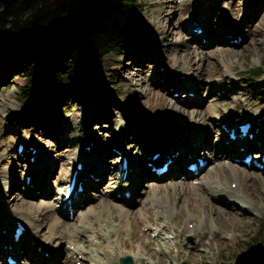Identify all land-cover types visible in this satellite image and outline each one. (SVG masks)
I'll return each mask as SVG.
<instances>
[{"label":"rangeland","instance_id":"374dc122","mask_svg":"<svg viewBox=\"0 0 264 264\" xmlns=\"http://www.w3.org/2000/svg\"><path fill=\"white\" fill-rule=\"evenodd\" d=\"M171 1L175 5L176 10L180 11L179 16L172 17V26L183 23L184 27L193 18L200 19L201 17L204 20L206 17L212 16L213 20L222 24V26L236 29L239 25L242 26V21H240L242 16L246 12L253 11V15L249 16L247 22L250 21L255 26V42L249 43L248 34L242 32V28L240 27L241 35L245 36L243 42L235 45L219 40V37H217V42H212L202 47L203 50L210 51L218 45L229 48L235 53L225 56L215 54L210 59L198 61V63L193 65L195 70L198 67L203 70L221 69L226 73L227 80L230 81L229 83L225 84L223 76L220 78L223 79V82L219 87L217 84L219 83L217 81L218 78L214 77L212 80L206 79L203 84H199L197 89H194L192 87V75L188 76L180 72V74L178 73L180 79H178V76H174L177 74L174 72L175 69L178 72L182 69L180 62L174 60L172 65H168L164 58L169 54L171 57H175L172 54V48L177 45L176 43L175 45L171 44L177 41V38L175 37L174 40H170L168 34L169 27L171 26H169L167 21L162 23L158 21L159 10L162 6L160 0H137L141 5V15L144 18V25L146 26L145 31L134 36L135 38L132 37L127 43L125 51L111 52L105 55L97 75L87 78L84 84H80L79 88H75L67 93L56 92L54 97L45 102H39L33 96L28 97L29 103H26L27 97L23 100L22 93L27 91L28 79L22 74V71L18 70L19 66H15L16 53L13 54L14 50L9 49L5 55L0 56V183H6L8 186L6 193H0V218L2 220H9L5 217L10 211L18 213L22 211L31 212V210L35 211L39 207L45 206L39 210L44 209V211L55 214L59 220L72 224L70 233H76L77 229L83 228V225H87L89 229L85 233H77L73 239V244H70L68 239H62L56 234H52L49 239V250L44 248V246L40 248V252H44V255L47 256L49 254L52 256L51 250L53 249L54 251L59 247V253L55 257L59 256L60 264H63L65 260L72 259V254H68V252L73 251L74 247L82 249L83 253L80 260L73 261L72 264H122L120 261L121 257L127 255H130L133 259V263L131 264H153V260L139 247L138 243H136L138 247L134 251L130 247L122 245L120 236L126 242L131 243L133 231L129 221H122L123 215L121 213H119V220L114 221L110 215L111 210L95 207L98 202L96 196L99 194L107 195L111 189L116 188L114 187L116 184L109 182L108 177L107 180L100 181L101 183L97 188L88 186L89 191L84 195L86 197L80 205L74 208V215L70 218L66 215L61 216L55 213L53 206L56 203L57 189L54 187L53 182L44 185H39L38 182V178L42 175L47 179L50 178L51 168H53V174L57 176L64 171L66 172L67 169L71 170L75 164L74 161L81 156V153L86 148L85 144L91 136L102 145L99 146V150L94 147L96 151L94 161L97 163L104 160V164L115 167L123 155L124 151L122 149H127V156L139 160L141 152H136L135 146L137 142L132 139V135L128 133L122 136L118 131L125 125H129L128 129L133 127L141 132L146 131L149 125L153 126L157 124L156 118L159 116L154 113L155 111H153V108L147 102L150 94L146 93L147 83L144 80L139 81L137 89H127V82L124 78L137 73L138 68L147 63V61L136 62V55L131 54V46L135 40L141 39L148 42V46L155 51L158 60L156 59L153 69L146 73L145 76L148 78L149 85L168 98L170 104L174 106L173 110H170L171 107H169V110L168 108L164 109V113H166L164 115L170 116L174 121L173 123L179 122L180 124L187 122L191 124L190 122L193 121L191 120L192 116L184 115V112H182L184 109L202 110L208 107L207 110L211 111L210 108L213 110V107L220 103L225 114L217 119L212 117L209 121L215 120L217 127L222 130V121L226 115H229L237 123L236 120L244 121L247 118L252 120L257 115L264 113L263 108L260 112L254 113L246 105L249 102L254 105L264 102V76L253 83V80L250 78L251 75L248 74L250 70H264V2L258 5L260 0ZM232 7H241L242 12L235 15ZM227 16L230 17V20L226 18ZM193 26L194 31L199 30L198 26ZM183 27L182 38L189 40L191 35L184 32ZM207 38V36H204L203 41H206ZM200 39L190 41V43L196 45ZM177 48L179 47L177 46ZM125 66L129 68L128 71L123 69ZM168 77L169 79H166ZM157 79L162 80L163 84L158 83ZM166 80L169 81L166 82ZM96 90L99 91L101 96L98 98V102L100 103L101 101L103 104L101 107L103 113L97 107V98L93 96ZM138 92L142 94V102L137 98ZM190 93L192 96H189ZM46 110H49V120H51V123L58 126L56 131L48 133V135L44 133L41 125L37 123L41 122V118H38L39 114H45ZM207 115H210V112ZM34 116L35 118H33ZM187 127L188 125L184 126L185 129ZM199 130L201 131L200 128ZM257 131L258 129H255V132ZM86 132L88 136H86ZM151 135L147 133L142 138V141H140L141 143L138 147H144L147 138L151 137ZM101 138H104V143L108 147H103L105 144ZM44 139L46 142L50 141L51 147L48 144L46 145ZM151 140L153 141L154 139L151 138ZM21 141L26 144H33L36 141L41 142V148L35 161H30L28 155L24 154V151L22 154L17 153V145ZM209 141L211 142L209 151H214L215 149L219 151L222 140L218 139L213 133L210 135ZM47 147H49V151ZM219 154L221 160H229L232 164L245 167L242 163L235 161L233 155L229 157L230 155L227 156V154L222 152ZM56 156L59 157V162L52 166L56 161ZM5 158L8 159L7 162L4 161ZM207 159L205 167L195 175L178 176L176 179L182 181L189 179L209 187L216 186L217 182L201 178L214 163V160L210 159V157L208 158L207 156ZM42 165L43 167H40ZM25 168L33 171L37 187L34 186V183L30 187L27 183L25 185V175L27 173ZM248 169L264 175L263 171L256 168ZM231 173V178L227 185L235 186L238 176L234 171ZM170 179H172L170 176L159 179H146L130 201H123L122 197L115 199L112 195L111 197L109 196V199L114 204H118L123 208L137 211L140 207V201L145 197L146 190L152 187L150 183H161ZM14 182H17L16 186H13ZM225 185L226 182H223L219 186L225 187ZM50 186L51 188L53 187L51 193L44 195L39 193L41 189L47 190ZM28 188H31V191ZM34 188L37 190L35 191ZM4 194H6L5 197ZM16 195L28 200L31 205H13V199ZM236 197L243 203L250 202L251 211L243 212L236 203H227L226 209L231 211L230 209L233 207L238 214L241 224L245 228L242 229L240 226L235 230H224V235L226 236L223 239V249L220 252L216 248L215 252L207 250L203 254H200L202 252H198L195 256H192L197 250L196 248L194 251L196 238L188 230L192 229V225L197 220H200V215H195L193 212L187 210V207L184 216L178 215L166 192L159 193L157 196L154 193L151 194V199L164 210L159 215L161 218L159 224L153 225L150 223V220H142L139 230L141 233L146 234V239L159 238L155 234H158L159 230L165 225L170 227V229H163L162 237L174 236L175 233L171 229V226H175L177 231L186 230L181 238L176 239L178 247L171 245L172 250L169 261L172 264H243L239 261L240 254L245 256V259L248 261L247 264H262L263 250H260L261 248L259 247L257 248L254 243L258 233L264 230V202L260 203L259 210H257L250 201L252 199L247 194L240 192ZM50 202L52 206H49ZM223 202H225L224 199ZM101 209H104L105 221L103 225L105 228L101 231V235H99L94 228H100L99 216ZM80 211L84 213V221L77 218ZM128 216L129 218H133L134 214L131 213ZM39 223H42L37 228L39 233L48 240V236L51 233L49 232V221L45 220L43 222L41 220ZM210 226L212 229H221V226L215 222H210ZM155 229L157 231L152 232ZM4 230L6 229L4 228ZM28 234L29 237L24 240V245L27 248L29 256L34 244L32 238L33 232ZM103 234L107 235V237L102 236ZM108 236H114L113 242L110 241ZM97 242L102 243L104 248H96ZM184 244L186 245L182 251L181 246ZM199 249L200 251H204L201 247Z\"/></svg>","mask_w":264,"mask_h":264},{"label":"bare ground","instance_id":"6f19581e","mask_svg":"<svg viewBox=\"0 0 264 264\" xmlns=\"http://www.w3.org/2000/svg\"><path fill=\"white\" fill-rule=\"evenodd\" d=\"M161 2V8L159 10V23L166 22L169 24V34L168 38L170 40H174V38H177V41L173 42L171 45L177 46L172 48V54L175 55V57H171V55L165 56L164 60L166 61V64L172 65V62L178 61L180 62L181 70L178 72L176 69L174 70L175 73H177L174 76H178V79H180V72L182 74H187L188 76H193V84L192 87L194 89H197V86L199 84H203V82L206 79L212 80V78H218L217 83L219 87L222 85L223 79H220L224 76L225 78V84L229 83L230 81L227 80L226 73L221 69H212V70H203L199 67L196 68L193 66L195 63H198V61L201 60H208L213 55H232L235 53L234 51L230 50L229 48L222 47L216 45L212 50L205 51L202 49V47L212 43L217 42V37H219V40L227 41L229 43L233 44H239L244 41L245 36L241 35L240 33V27L242 28V32H246L249 37V43L255 42V26L250 21L247 22V19L249 16L253 15V11L246 12L240 21H242V26L239 25L236 29H230L222 26V24L215 22L213 20L212 16L206 17L204 20L200 17V19H191L186 26L183 27V23H178L175 26H172V17L179 16L180 11L176 10L175 5H173L171 0H160ZM264 0H260L258 2V5L263 3ZM228 3V2H227ZM232 9L235 11V15L240 14L242 12L241 7L235 8L232 7ZM182 11V10H181ZM198 20V26L202 25V31H194L193 28V21ZM192 26V27H191ZM182 27L184 29V32L189 33L191 35V38L189 40H185L182 38ZM201 28V26H199ZM203 36V37H202ZM204 36H207L208 38L206 41H203ZM241 36V37H239ZM137 38V37H136ZM189 38V37H188ZM201 38V39H200ZM239 41H235V39H239ZM200 41L193 45L190 43V41L198 40ZM131 54L136 55V62H143L147 61L146 64H144L142 67L138 68L137 73H134L130 75L129 77L124 78L127 82V89L133 90L137 89L139 85L140 80H144L147 83V90L146 93L150 94L148 97V103L151 108H153L154 113L157 114L156 120L157 124L153 126H148V130L146 131H139L138 129H135L133 127H129V125H125L120 129L118 132L123 136L125 134L132 135V139L137 142V145L135 146L136 152L140 153L139 160H136L135 158H130V160H135L134 163L129 160V176L132 175L131 180H127L125 183L123 180H118L117 175L119 174L120 170H117V166L112 167L109 165H106L101 162L94 161V155L96 154V151L94 150V147L99 150V146H102L99 141H95V138L92 136L89 137L87 143L85 145L89 144V141H93V145L90 152L87 150H84L82 152V155L80 158L76 159L74 161L75 164L82 158H84L85 166L82 170L78 171L77 173V182H82L84 188V193L88 189V186H93L94 188L99 187L100 181L107 180V177L109 178V182H112L114 184H117L116 188H113L110 190L109 194L103 195L99 194L96 196L98 198V202L96 204V208L102 207L107 208L108 210H111L110 215L112 220L117 221L119 220V213L123 215L122 221H129L130 226L132 228V241L126 242L123 240V238L120 236V240L123 246L130 247L131 250H135L138 246L136 243L139 244V247L145 251L150 259L153 260V264H172L169 261V258L171 256V245H174V247H178V244L176 242V239L181 238L185 231H177L175 226H171V229L174 231V236H167L162 237L163 229H170L167 225H165L162 229L159 230L158 237L159 238H148L146 239V234L141 233L139 228L141 225L142 220H150V223L153 225L159 224L161 218L159 217L161 212L164 210L161 209L160 205L155 203L151 199V194L154 193L156 196L159 193L166 192L167 197L172 203L174 209H176L178 215L184 216L186 214V207L187 210L193 212L195 215H200V220L196 221L192 229L188 230L190 233L194 234V238H196V243L194 245V251L197 250L192 254V256H195L198 252H202L200 254L205 253L207 250H212L215 252L216 248L218 249V252L223 249V243H224V230H235L238 227H244V225L241 224L237 212L233 209V207L230 209L231 211H228L227 203H242L246 206V212L251 211L250 202L243 203L239 199H237V195L242 192L244 194H247L250 196L252 200H250L254 207L259 210V206L261 202H264V175L261 173L254 172L252 170H249L248 168H256L253 163H251L250 166L246 165L244 161L242 160V157L244 154H248L251 151L262 150L263 147L259 146L258 141L256 140L259 138L260 140H264V119L263 114L257 115L255 119L247 118L244 123L249 122V133L253 132L255 129L259 128L261 129L260 133H258V136L255 135L253 139H250L248 136L241 137L240 132L236 131L237 137L235 139H230L224 132L225 130L219 129L217 127V123H215V120L209 121L212 117L219 118L222 117L225 112L222 109V104H217L215 107L210 108L207 110L208 107L205 109H194V110H188L184 109L182 112H184V115H190L192 116V119L194 121L190 122L191 124L184 122L180 123L174 121L170 116L164 115V109L171 107L170 110H173L174 106L170 104V101L168 98H166L163 94L155 90L152 86L148 83V78L145 76L146 73L150 72L151 69H153V65L156 63V59L158 60L155 51L151 49V47L148 46V42H145L143 40H135L132 43L131 46ZM119 63V62H118ZM125 71H128L129 68L127 66L123 67ZM194 69V70H193ZM123 77V76H122ZM176 78V77H175ZM166 79H169L166 78ZM158 80V79H157ZM174 80V79H173ZM169 80H166V82ZM158 83L163 84L162 80H158ZM178 85V84H177ZM226 86V85H225ZM227 87V86H226ZM138 94V99L140 102L142 94L140 92ZM94 98H97L98 103V109L102 111L101 107L103 106L102 102H98V98H100V93L98 90H96V93L93 95ZM249 106V108L254 112H260V110L264 109V102L252 104L251 102L246 104ZM173 112V111H172ZM210 112V115H207V113ZM45 114H39L38 118H41V122H37L41 125L44 133L48 135V133L56 131V128L58 127L57 124L51 123L49 110H46L44 112ZM103 113V111H102ZM227 114V113H226ZM216 115V116H214ZM253 116V114H251ZM254 117V116H253ZM35 118V116L33 117ZM142 120V119H141ZM225 122L228 128H234V121L229 115L225 117V119L222 121V123ZM140 123V122H139ZM188 125V127L185 129L184 126ZM201 129V131L199 130ZM222 130V131H221ZM149 133L151 137L147 138V142L144 145V147L138 145L141 143L142 138L146 136V134ZM220 140H222V144L219 148V151L216 149L213 151H209V147L211 145V142L209 141V137L211 134H213ZM86 136H88V133L86 132ZM156 136V137H153ZM151 138H153L154 143L151 146L150 141ZM102 142L104 143V138H101ZM108 139V137H106ZM45 140V139H44ZM110 141H112L110 139ZM23 142V141H22ZM46 145H50V141L48 140L46 142ZM98 143V144H97ZM40 144L41 142L36 141L32 144V146H35L36 148V154H38V151H40ZM105 144V143H104ZM90 145V144H89ZM110 146V144H109ZM98 147V148H97ZM103 147H108V145L105 144ZM30 148V144H26L25 148V154H27V149ZM32 150V149H31ZM47 150L49 151V147H47ZM97 150V151H98ZM124 153H126L127 149H122ZM56 151V149H54ZM160 152L159 157L156 160L148 159V155H152L155 152ZM18 152V151H17ZM178 152V154H176ZM225 153L227 156L231 157V155L234 156L235 161H238L242 163L245 167L239 166L238 164H232L231 161L227 160H221L219 158V153ZM258 152H255L252 156V162L253 159H258L263 165L264 161L261 159V154ZM34 154V155H36ZM28 156H33L32 152H29L27 154ZM202 155H207L208 158L214 160V163L212 167L202 175V179H208L211 181L217 182L216 186H207L203 185L201 183H196L194 180H180L176 179L178 176H191L195 175L196 173H193L192 170L188 168L190 163H194L197 159V157H201ZM8 156V155H5ZM47 157V154H46ZM96 157V156H95ZM166 157L167 159H171V166L167 173L162 175H156L152 170L151 167L147 165L148 162H152L154 164L158 162H162L163 159ZM241 159V160H240ZM98 160V159H95ZM4 161H8L7 158L4 159ZM59 162V157L56 156V161L52 166L57 164ZM75 164L71 170L67 169V171L59 174L58 176L53 174V168L52 172L50 174V178L47 179L45 176H40L38 178L39 185L44 184H51L53 182L54 187L57 189V195L58 192L64 187V182L69 179V182L72 179V174L75 171ZM40 167H43L40 166ZM51 167V166H50ZM27 170V171H26ZM136 172L138 174H131V171ZM261 170V169H258ZM27 172L25 175V185H26V176L32 175V180L30 181L29 187L32 183H34V186L37 187V181L35 180V176L33 175V171L30 169H26ZM123 171V170H122ZM234 171L237 173V184L235 187L228 186L227 183L231 178V172ZM263 171V170H261ZM90 172L94 173L95 176L99 178V180H95L94 177L90 175ZM198 173V172H197ZM70 174L68 177L67 175ZM108 174V175H107ZM153 176L157 179L163 178L165 176H170L172 179L165 181V182H153L152 187L149 190H146L145 197L140 201V207L137 211H131L127 208H123L119 206L118 204H114L111 202L112 200L109 199V196L111 195L115 199H119L118 192H120L122 189H126L127 186H130L135 191H139V188L143 185V183L146 181L145 177H148V175ZM136 175H139L141 178L137 177ZM37 179V177H36ZM226 182L225 187H220L221 183ZM17 182H14L13 186H16ZM122 185V186H121ZM41 188V187H39ZM8 189V186L6 183H0V193H6ZM35 189V188H34ZM28 190L31 191V188H28ZM37 189H35L36 191ZM28 191V192H30ZM53 191V187L51 186L47 190H42L39 192L40 194H48ZM47 192V193H46ZM82 193L80 194L81 197V203L82 200L86 197L83 196ZM31 193V192H30ZM6 194H4L5 197ZM57 195L55 197V200L57 199ZM3 197V196H2ZM124 199V197H123ZM223 199L225 202H223ZM125 201V200H123ZM127 201V200H126ZM229 201V202H227ZM13 205L15 206H25V205H31V203L22 198L19 195H16L13 199ZM52 203L50 202L49 206ZM63 202L60 200V203L56 201L55 205L53 206L55 213L63 215L61 212H58V208L62 209ZM45 207V206H44ZM39 207L35 211L31 212H12L10 211L8 215L5 218H8L9 220H2L0 218V262L1 264H9L5 259L8 255L16 256V257H22L23 255L27 254V248L25 247V239L29 237L30 232H33L32 238H33V244L32 245V251L31 256L34 258L37 262H40V264H60L59 256L55 257L57 253H59V247H57L56 250L52 252V256L50 258H47L44 255V252H40L41 246H44V248L48 249L50 247V236L52 234H56L58 237L62 239H68L70 244H73V239L77 235V233L86 232L89 227L87 225H83L84 227L79 228L76 230V233H70L72 229V224H69L66 221H61L55 216V214L44 211V209L39 210ZM230 207V206H229ZM104 209H101L100 211V228L96 227L94 230H96V233L101 235V231L105 228L103 225V222L105 221V215H104ZM102 213V214H101ZM133 213V218H129L128 214ZM84 213L83 211L79 213L77 216L78 220L81 219L84 221ZM90 215V214H89ZM157 215V216H156ZM144 217V218H143ZM44 222L45 220L49 221V232H51L48 236V240H46L38 231V227L42 225L41 220ZM22 222L24 226H26L27 230L24 232L19 241L15 242L13 237L14 229L17 227V222ZM82 221V223H83ZM153 222V223H152ZM210 222H215L221 226V229H212L210 226ZM4 228L6 230H4ZM37 229V230H35ZM12 230V231H11ZM112 231V230H111ZM157 231V229L153 230L152 232ZM177 232V233H176ZM229 233V232H228ZM102 236L107 237V235L103 234ZM114 236H108L111 242H113ZM172 241V243H171ZM7 245H11L12 248L5 247ZM186 244L181 246V249L183 251L184 246ZM96 248L103 249V244L100 242L96 243ZM202 248L204 251H200L199 248ZM49 250V249H48ZM82 249L75 248L73 251H69L68 254H72V259L65 260L63 264H72L73 261L80 260L79 257H82ZM213 253V252H212ZM75 255V257H74ZM93 261H97L95 259H91ZM223 263V262H222ZM143 264H149V263H143ZM197 264H204V263H197Z\"/></svg>","mask_w":264,"mask_h":264},{"label":"trees","instance_id":"16d2710c","mask_svg":"<svg viewBox=\"0 0 264 264\" xmlns=\"http://www.w3.org/2000/svg\"><path fill=\"white\" fill-rule=\"evenodd\" d=\"M145 28L137 0H0V56L16 53L15 66L28 79L26 103L79 88L97 75L105 55L125 51ZM259 70L248 73L253 83L264 76ZM254 244L264 264V230Z\"/></svg>","mask_w":264,"mask_h":264},{"label":"water","instance_id":"95a60500","mask_svg":"<svg viewBox=\"0 0 264 264\" xmlns=\"http://www.w3.org/2000/svg\"><path fill=\"white\" fill-rule=\"evenodd\" d=\"M228 20H230V17H226ZM121 263H123V264H131V263H133V259H132V257L130 256V255H127V256H123V257H121Z\"/></svg>","mask_w":264,"mask_h":264}]
</instances>
